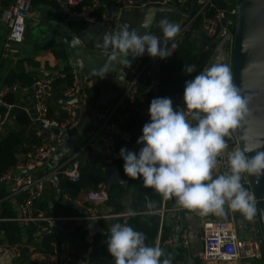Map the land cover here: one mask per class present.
Listing matches in <instances>:
<instances>
[{"label": "built area", "instance_id": "1", "mask_svg": "<svg viewBox=\"0 0 264 264\" xmlns=\"http://www.w3.org/2000/svg\"><path fill=\"white\" fill-rule=\"evenodd\" d=\"M61 9L75 19L85 23H95L107 29L117 28L121 21V12L135 7L140 8L136 0H112L118 8V14L113 12L96 13L97 3H84V0H56ZM225 4L224 9H220L217 5V0H197L195 15L187 19L180 25V32L174 40L168 42V47L174 45L172 54L177 50L178 44L182 40L184 33L190 28L193 20L198 16H202V30L205 35L214 43L220 44L221 52L225 54L224 59H227L223 64L227 65L231 70L230 54L222 49L226 42L232 43L233 39V19L235 14V0H221ZM165 5H171L173 0H163ZM32 7L31 0H13L9 12L6 14L4 22L7 28L6 42L13 45L22 43L25 35V21ZM164 39L163 33H150ZM14 51L15 49H11ZM171 54V55H172ZM166 59L152 58L147 52L141 56L136 63L130 67L128 75L121 87V99L112 109L101 113L99 117V126L96 135L102 132L99 144L103 146L108 153H115L116 139L118 138L125 144H130L129 134L120 127V121H112L111 116L121 110H124L126 105H134L136 111L144 113L147 111V100L144 97L138 96V86L141 76L146 73L152 77L150 88L158 85L156 76L151 74V64L155 62V73L158 72L160 66L166 62ZM57 76L44 77L37 79L33 83L32 93V109L34 110L33 120L36 123L43 122L49 128H57L58 131L65 132L64 138L59 139V136L52 132H47V136L43 139L42 144L36 147L34 152L26 154L23 161L18 162L14 167L10 168L5 174L0 177V184L6 183L10 187L9 196L20 197L18 201V214L11 220L16 221L20 225H28L30 223H45L39 233L54 229L57 223L64 220H69L68 217H54L36 207L37 199H40L43 192L50 183L53 191L61 194L64 200H69L77 206L82 207L85 214L78 217L82 223L95 224L100 219H113L122 217V225H126V218L132 216L127 212L116 213L111 208L104 204L108 200L107 185L99 183L95 190L79 194L76 198L70 199L63 192L61 180L66 179L71 183H77L80 179V151H70L66 149L60 157L62 162L50 172L46 177H34L32 172L40 168L44 162L57 152L59 146L70 137L69 132L76 128L78 120L76 113V103L67 104V101L73 97H78L80 94V81L76 72H73L69 78V84L66 85L62 92V112L65 117L60 120H53L48 116L49 101L54 96L55 83ZM10 88L0 89V131L7 124L10 113L14 106L7 101V96L11 91ZM15 90V89H13ZM186 111V109L184 110ZM228 149L219 157L220 165L218 167L219 174L229 170L228 153L234 150H241L238 128L233 130L230 137L226 138ZM90 146V145H89ZM91 149L94 150V143H91ZM27 173L26 176L23 174ZM242 183L253 195L250 179L245 175ZM82 195V197H81ZM254 196V195H253ZM160 207L155 210L137 211L136 214H145L148 216L158 217L159 232L162 221L169 211L167 202L163 196L161 198ZM198 239L202 246V256L204 264H255L264 257V237L262 234L257 235L260 230V222L258 215L249 221L239 214V212L229 211L226 216L198 215ZM95 229H89L88 239L92 241L95 235ZM243 235V239L239 236ZM172 243V238L168 237L163 242H158L162 249ZM181 244L187 248L189 246L188 235L184 232L181 235ZM35 246L32 247L34 249ZM90 250V249H89ZM20 246L6 244L0 245V264H15V259L20 255ZM76 264H89L86 261H77ZM174 264H180L179 262Z\"/></svg>", "mask_w": 264, "mask_h": 264}, {"label": "clouds", "instance_id": "2", "mask_svg": "<svg viewBox=\"0 0 264 264\" xmlns=\"http://www.w3.org/2000/svg\"><path fill=\"white\" fill-rule=\"evenodd\" d=\"M159 27L163 40L125 27L105 34L102 44L119 52L126 67H130V55L134 59L147 52L152 58L166 59L174 49V45L167 46L168 42L179 34L180 25L165 18ZM193 71V66L184 65V73ZM94 75L103 79L108 72L102 67ZM183 102L186 111L174 109L167 97L150 102V122L144 124L137 140L143 147L138 154L120 149L125 175L133 180L142 177L145 187L165 199L174 198L178 206L200 216L223 217L233 211L253 220L257 200L242 179L245 175L264 176V151L248 149L255 153L251 156L239 149L231 151L227 157L229 170L215 174L219 157L228 149L226 138L248 114L249 98L233 83L230 68L216 63L185 82ZM128 214L136 213L129 209ZM145 241L144 233L117 223L109 229L106 243L114 264H172L171 254Z\"/></svg>", "mask_w": 264, "mask_h": 264}, {"label": "crops", "instance_id": "3", "mask_svg": "<svg viewBox=\"0 0 264 264\" xmlns=\"http://www.w3.org/2000/svg\"><path fill=\"white\" fill-rule=\"evenodd\" d=\"M94 1L97 3V9H100L101 12H112L113 9L117 8L112 0H89L90 3ZM12 2L13 0H0V89L10 88L9 91L11 92L8 96L11 98L12 105L23 109V112L20 113L19 116L25 113L29 117L31 124L26 128L24 134L25 138L29 136V131H36V135L41 139L40 144H42L43 139L47 136V133L42 132L38 123L34 122V114L30 113V110H32L33 83L37 79L57 76L54 96L49 101L48 116L51 119L58 121L64 115L61 109L63 104L61 92L63 88L69 84L71 74L76 72L80 81L81 90L78 96V102L76 103L78 123L76 128L69 132L72 139L69 150L71 152L80 151L81 159L91 158L96 160L103 167L104 171L110 166V164L115 166V161L119 158L114 159L113 157L117 153H108L106 149L99 144L100 137H102L101 134L103 133L99 132L96 135V132L98 131L99 117L101 113L115 107L121 99V88L116 81V70L111 69L109 63L105 64L103 68L107 69L108 75L105 78L100 79L99 76L94 75L95 70L99 69L91 61L92 64L88 60H85V70L88 75L79 73L71 66V54H69L67 48H72V39H70L68 44L64 43L63 39L61 40V33L57 28H59L58 25H61L64 29L77 32L85 22L75 19L67 14L61 9L56 0H31L32 7L25 21V35L22 41L24 47H15L13 44L7 43V28L4 19L11 8ZM190 3L191 0H173L171 6L187 13L190 10ZM143 7L144 6L124 10L120 13L121 18L129 24H132L141 16V9ZM165 18L179 25L184 21L186 22L188 19L182 18L172 12L157 13L150 26L148 34L161 33L162 30L159 27V22ZM42 42H44V45L40 49L32 50L28 48L38 46ZM221 47L222 46L217 43V47L214 50H218ZM11 49L15 50L12 51ZM224 56L225 54L220 52L218 63L219 60L222 61L224 59ZM12 117L13 110L10 113L8 122ZM189 119H191V116H189ZM193 123H195V121H193ZM7 124L1 130L2 135ZM17 127L18 123L16 119L14 126L10 130H14ZM9 131H7V133ZM118 141L121 140L118 139ZM91 143H94V150L90 147ZM119 143H122L128 150L133 151L129 148L130 146L128 144H125L122 141ZM24 147L25 144H22L18 148V157L22 156L23 160L27 154L21 152ZM32 149L33 151L31 152H34L36 148L33 147ZM117 155L121 157L120 154ZM62 160L63 159L59 158L53 164H50L49 161L44 162L40 168L32 172V176H48L57 164L62 162ZM107 173L109 174V181H111L110 173ZM215 174H219L218 168L216 169ZM9 191L10 187L7 183L5 185L0 184V211L1 209H12L16 216L18 214V201L20 200V197H15L13 199V197L9 196ZM80 194L83 195L84 192ZM62 201H64L62 195L55 193L49 183L39 201H36V207L45 213L53 214V212L56 211V213L60 215V209H58L57 206L65 205ZM166 202L169 211L166 213L161 227L164 226L169 229L171 232L170 237L172 238V243L164 246L163 249L166 253L171 254L172 258H176L179 263L182 262V255L185 253V256L188 259V264H204L202 246L198 239V214L178 206L174 198L167 199ZM130 203L131 198L128 196L125 198V204L128 206ZM79 208L82 209V207ZM137 210L141 211L139 210V207ZM77 212L79 214L68 217L69 220L75 221L78 224L86 225V228L89 227L90 229V222L82 223L77 220V218L83 214L80 211ZM184 232L188 235L189 239V246L187 248L183 247L181 244V235ZM38 235L39 232L36 234L34 241L30 245H27V242L25 243L28 247L26 256L22 253V240L23 238L26 239V237L23 236L20 245V255L15 259V264H61L58 262V257L55 253H43L36 247L32 249L38 240ZM1 238H3L2 234H0V239ZM177 240H179V243ZM191 260H193V262H191Z\"/></svg>", "mask_w": 264, "mask_h": 264}, {"label": "trees", "instance_id": "4", "mask_svg": "<svg viewBox=\"0 0 264 264\" xmlns=\"http://www.w3.org/2000/svg\"><path fill=\"white\" fill-rule=\"evenodd\" d=\"M84 3L88 4L90 2L89 0H84ZM94 11L96 13L101 12L100 9H95ZM216 47L217 44L203 32L202 16L198 15L193 20L190 28L184 33L177 50L160 66L156 73L158 85L151 89L152 77L146 73L141 76L138 86V96L144 97L147 100V111L140 113L136 111L134 105H126L124 110L111 116L112 121H119L121 119L120 127L130 136V144H128L130 149L138 154L140 148L143 147L142 144H137V140L143 134L142 128L144 124L150 122L149 106L154 98H170L174 109L185 110L183 105L185 82L204 71ZM184 65L193 66L194 71L191 74L184 73ZM7 101L12 103L9 96H7ZM63 117H65V114ZM17 123L18 127L10 130L3 138H1L2 132L0 131V177L20 162L18 158L19 146L25 144V147L21 151L25 154L33 151L32 148L38 147L41 143V139L36 135V131H29V136L25 138L26 128L31 124L29 117L25 113L17 118ZM119 142L121 141L117 139L115 151L117 154H120L121 148H125ZM80 163L81 173L79 182L71 183L66 179H62L60 183L63 192L70 199L76 198L80 193L95 190L99 183H103L108 187V200L104 205L116 213L127 212L129 209L137 212L139 204H143L141 211L155 210L160 207L161 195L154 189L145 187L142 177L133 180L125 175L123 171L124 161L121 157L115 161V166L119 177L127 183L126 188L116 183L108 186L109 174L103 170V167L96 160L85 158L80 159ZM128 196L131 198V203L127 206L125 198ZM57 208L60 209V215L56 211L53 214H47L54 217H70L79 214L72 206L59 205ZM13 215L12 209H1L0 211V234L3 235V238L0 239V245L20 246L23 236L27 239V245H30L45 223H30L23 227L16 221L11 220L15 217ZM149 217L151 216L140 213L128 216L125 220L126 225L145 234V243L147 245L155 246L157 242H163L170 237L171 232L164 226L161 227L159 232V225L151 222ZM123 219L122 217H117L98 220L96 226L104 232H95L91 242L88 239L89 228H86V225L70 220L60 221L57 223L56 228L48 229L51 232L43 237L39 251L43 253H55L58 257V262L61 264H76L79 260L86 261L89 264H114L113 258L108 252L106 241L111 226L122 223ZM262 260H264V257ZM174 263H177L176 258H172V264Z\"/></svg>", "mask_w": 264, "mask_h": 264}, {"label": "water", "instance_id": "5", "mask_svg": "<svg viewBox=\"0 0 264 264\" xmlns=\"http://www.w3.org/2000/svg\"><path fill=\"white\" fill-rule=\"evenodd\" d=\"M136 2L144 7L141 9V16L139 19L129 24L124 19H121L117 28L107 29L99 26L95 23H84L79 31L73 32L69 29H64L61 25H58L57 30L61 33V40L64 43H69L72 39V48L67 51L71 54V66L75 68L79 73L88 75L85 70V60L91 61L98 69L104 67L109 63L111 69L116 70V81L121 88L124 85V81L128 75L129 69L136 63L140 57H128L130 67H126V64L119 54L111 47L105 48L102 44V39L105 34H111L118 32L123 28H128L129 31L135 29L140 35L149 33L150 26L157 13L172 12L179 15L182 18H190L195 11L197 0H191L190 10L185 13L180 9L163 4V0H136ZM217 5L220 9L225 8V4L221 0H217ZM235 14L233 19V39L232 43L226 42L222 49H225L230 55L231 62V74L233 77V83L240 90L241 94L249 98L248 114L242 121L240 127H238V138L240 148L242 151H246V155H254L253 152H247L248 149H254L258 151H264V0H235L234 2ZM114 14H118V8L113 9ZM44 45L42 42L35 47H28L32 50L40 49ZM15 47H24L22 43L14 45ZM221 49L214 50L210 56L204 71L210 68L213 64L218 63L219 54ZM96 60V61H94ZM227 59L219 60L220 64L226 62ZM90 62V63H91ZM91 63V64H92ZM155 62L151 64V74L155 77ZM67 104H73L78 102V97H73L67 101ZM30 107V106H29ZM23 112L20 107L13 108V117L8 122L6 129L1 138L6 136L13 126L14 122ZM31 114H34V110H30ZM38 126L43 133L52 132L59 136V139L64 138L65 132H59L57 128H49L43 122H39ZM72 139L69 137L61 144L57 152L51 159L48 160L50 164L57 161L71 146ZM20 161H23V157H18ZM114 159L119 158L117 154L114 155ZM105 171L110 173L111 181L108 182V186L116 183L126 188L127 183L121 179L118 175L116 166L110 164ZM24 176L27 173L23 174ZM250 179L251 189L254 197L257 200V215L260 222V230L257 231V235L264 237V176L248 175ZM39 201V199H37ZM65 205L72 206L77 211L85 214L83 209H80L75 203L69 200L62 201ZM139 210L143 208V204H139ZM151 222L158 223V217H149ZM89 228V227H88ZM95 229L96 232H104L98 228L95 224L90 225V229ZM51 231H43L39 233L38 240L35 243L36 248H41V242L44 236L48 235ZM243 239V235L239 236ZM179 243V240H177ZM22 253L26 256L28 247L25 245L26 239L22 240ZM193 262V260H191ZM180 264H188V259L182 255V262Z\"/></svg>", "mask_w": 264, "mask_h": 264}, {"label": "rangeland", "instance_id": "6", "mask_svg": "<svg viewBox=\"0 0 264 264\" xmlns=\"http://www.w3.org/2000/svg\"><path fill=\"white\" fill-rule=\"evenodd\" d=\"M255 264H264V260H260L259 262H256Z\"/></svg>", "mask_w": 264, "mask_h": 264}]
</instances>
